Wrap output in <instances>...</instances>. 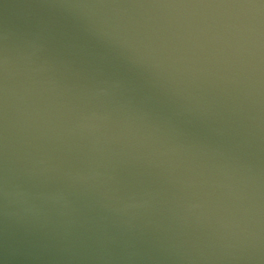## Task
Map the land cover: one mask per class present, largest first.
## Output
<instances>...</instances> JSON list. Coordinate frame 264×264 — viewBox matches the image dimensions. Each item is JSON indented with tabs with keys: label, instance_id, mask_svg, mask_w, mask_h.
<instances>
[{
	"label": "water",
	"instance_id": "water-1",
	"mask_svg": "<svg viewBox=\"0 0 264 264\" xmlns=\"http://www.w3.org/2000/svg\"><path fill=\"white\" fill-rule=\"evenodd\" d=\"M0 264H264V0H0Z\"/></svg>",
	"mask_w": 264,
	"mask_h": 264
}]
</instances>
